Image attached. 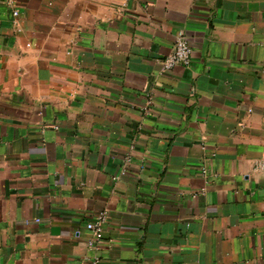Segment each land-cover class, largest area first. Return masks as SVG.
Here are the masks:
<instances>
[{
    "label": "crops",
    "instance_id": "1",
    "mask_svg": "<svg viewBox=\"0 0 264 264\" xmlns=\"http://www.w3.org/2000/svg\"><path fill=\"white\" fill-rule=\"evenodd\" d=\"M15 4L0 264H264V0ZM180 32L193 61L164 71Z\"/></svg>",
    "mask_w": 264,
    "mask_h": 264
},
{
    "label": "built area",
    "instance_id": "2",
    "mask_svg": "<svg viewBox=\"0 0 264 264\" xmlns=\"http://www.w3.org/2000/svg\"><path fill=\"white\" fill-rule=\"evenodd\" d=\"M8 4L13 7V16L17 17L20 14L18 8H16V0H7ZM21 27H18V31H21ZM193 61V47L186 37L184 32H180L177 36L173 50L167 54L163 61V70L170 71L178 65H191ZM108 221V213L101 212L96 218L87 223V228L95 233L96 238L100 241L104 236L105 225ZM98 264V262H94Z\"/></svg>",
    "mask_w": 264,
    "mask_h": 264
}]
</instances>
